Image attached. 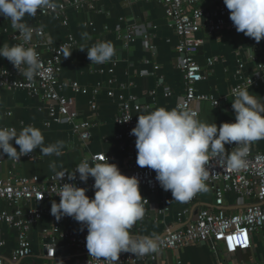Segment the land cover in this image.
Segmentation results:
<instances>
[{
  "label": "crops",
  "instance_id": "0c3cea01",
  "mask_svg": "<svg viewBox=\"0 0 264 264\" xmlns=\"http://www.w3.org/2000/svg\"><path fill=\"white\" fill-rule=\"evenodd\" d=\"M62 0H52L53 3H60ZM223 0H200L199 5L203 9H213ZM127 5V6H125ZM2 27L8 26V34L0 31V46L7 43L12 45L9 37L12 29L9 27V20L4 16ZM66 23L62 18L38 17L33 18L25 15L23 23L28 26H40L43 29V41L48 48H53L66 41L68 37L73 43L68 48H73L68 58L60 56V81H73L80 86H85V93H73L69 88H64L62 94L76 99V107L83 118L91 119L94 123L90 129V140L84 144L80 138L74 135L67 124L54 122L46 125L49 120L45 104L39 97H33L23 90H7L0 88V121L8 127H15L17 131L29 124L39 128L44 136V144L63 141L62 155L55 154L45 156L39 148L35 149L32 157H21L14 163L7 158L6 154L0 163V178L9 174L23 177L38 175L41 178L55 174L50 167L55 164L57 171L71 173L74 166L84 156L90 153L103 152L111 154L119 168L123 166L125 152L121 150L114 140V135L119 131L114 119L118 108V94L126 96L128 93L136 94L142 101L150 102V108L143 109L136 113V117L146 114V110L153 108L176 107L183 91V78L181 71L177 68V53L175 45L177 36L172 28L167 25L162 4L156 0H99L94 3L93 8H66ZM120 18H123L120 20ZM150 25V31L154 34L152 43L155 47L154 55H151L143 46L141 39L137 38L130 44L124 46L123 32L128 25ZM203 42L200 52L196 53V61L205 68V59L217 56V61L211 68H205V79L196 85L200 93H210L215 98H226L224 103L213 106L209 102H198L196 108L198 118L205 122H215L219 127L221 122H232L235 119L231 103L234 99L230 95L233 87L238 85L240 76L253 77L255 75L254 62H264V38L259 43L254 39L238 33L236 30L224 29L215 34L198 33ZM34 41L39 37L33 36ZM110 41L116 54L112 60L105 64H90L87 58V49L79 50L80 47H90L98 41ZM45 47V46H43ZM253 48L254 53L251 51ZM252 57V58H251ZM143 58L152 59L153 63L159 65L157 71H153L151 65L143 64ZM6 58L0 56V63ZM239 62L244 67L240 75H236ZM4 63V62H3ZM113 68L115 83V96L106 95V80L109 77L107 69ZM159 76L163 78V86L156 87ZM127 88L120 89L119 84H129ZM99 86V92L94 95L92 88ZM156 90L155 95L150 96L149 91ZM168 88L171 95L165 97L163 92ZM250 94L257 99L264 100V83L249 88ZM94 101L96 109L91 111L89 103ZM9 112V114H6ZM13 146L19 150V147ZM226 151H228L225 145ZM250 149L264 152V139L253 142ZM230 153V152H229ZM136 162V153H135ZM143 198H149L150 202L144 206L145 215L133 226L131 232L138 236L154 235L159 237L163 232V223L159 218L158 210L163 206L168 207L164 217L165 222L174 227L183 226L186 218L182 215L186 202H179L172 198L171 192L157 191L155 194L139 187ZM92 197V196H91ZM90 197V198H91ZM213 192L207 189L198 199L190 205V211L200 207H210L213 204ZM248 201H242L233 193L226 194L224 208L227 212L240 211ZM7 209L5 203L0 202V209ZM10 210V209H9ZM50 223L49 217H44L40 222L33 225L28 233L32 247L33 257L39 259L40 244L39 233L42 226ZM66 225L81 230V225L73 218H69ZM251 246L246 250L232 251L221 241L209 240L200 246H187L177 251H167L161 256L158 262L136 264H170L175 256L182 264H264V227L251 235ZM0 238L5 240V245L0 249V256L8 257L10 251L15 247V230L5 224H0Z\"/></svg>",
  "mask_w": 264,
  "mask_h": 264
},
{
  "label": "built area",
  "instance_id": "2783aa9c",
  "mask_svg": "<svg viewBox=\"0 0 264 264\" xmlns=\"http://www.w3.org/2000/svg\"><path fill=\"white\" fill-rule=\"evenodd\" d=\"M97 1L99 0L52 2L55 7L39 9L31 17L53 16L62 18L65 24L66 8L77 9L85 6L93 8L94 3ZM125 1L132 2L134 0ZM156 1L162 4L167 25L173 29L178 38L175 51L178 57L177 68L182 73L183 91L176 106L183 105L197 111L196 104L198 102H209L213 106L224 103L226 98H215L210 93H200L196 89V85L206 77L205 68H211L220 58L217 56L206 58L204 68L196 61V53L203 42L202 38L198 37L199 32L209 35L224 29L235 30L232 21L229 19L228 9L224 4H219L213 9H203L199 5L200 0ZM122 19L120 18V20ZM2 20L3 17L0 16V31L8 34V26L2 27ZM150 25L137 26L130 24L126 26L122 35L124 46L130 47V44L139 38L145 49L151 55H154L155 47L152 43L154 34L150 31ZM9 27L12 29V33L9 35L11 43H23V37L17 29L12 27L10 20ZM29 27L33 31V36L39 37V40H32L30 45H26L37 51L41 63L36 79L35 81H25V78L18 73L8 60H3L4 63H0V88L23 90L33 97L41 98L49 118L45 124L49 125L51 122L67 124L71 132L86 144L90 140V129L94 123L91 119L81 116L74 97L65 96L61 92L64 88H69L73 93H85L87 88L73 81L59 80L62 49L68 48L73 43V39L68 37L61 44L48 48L42 39L43 29L40 26ZM141 62L151 65L153 71L159 69V65L153 63L150 58H143ZM243 67V62H239L236 71L237 76L241 74ZM254 70L255 75L253 77L240 76V81L235 87L250 88L264 83V62H254ZM107 72L109 77L106 80V95L113 97L115 96L113 68L109 67ZM162 84L163 78L159 76L155 86H163ZM129 85L131 83L127 85L119 84L120 89H125ZM165 89L163 95L165 97L170 96L171 91L168 88ZM232 89L230 95H232ZM99 90V86H96L92 88L91 92L96 95ZM155 93V88L149 91L150 96L155 95ZM117 97L119 102L114 121L119 127V131L114 135V140L118 143L119 148L125 152L124 163L119 168L120 171L125 175H135L139 180V187L146 188L150 194H155L157 191L167 192L156 181L154 170L147 167L141 168L135 162V136L130 134L131 129L137 123L136 113L150 108L152 104L142 101L139 96L133 93H128L126 96L118 94ZM89 107L91 111L96 109L94 101L89 103ZM6 114H9V112H6ZM4 126L0 121V127ZM226 147L231 153L235 145L226 144ZM104 155L108 162L115 160V157L111 154L103 152L90 153L74 166L73 171L82 161L88 159L92 162V158L101 161ZM21 157L30 158L32 154ZM2 160L3 158L0 159V163ZM12 161L16 163L19 160ZM246 161V167L236 171L228 166L226 160L210 161L211 170L205 183L207 189L213 192L212 206L200 207L193 212L190 211V205L205 191L196 193L192 199L187 201L188 207L182 212L186 222L183 226L174 227L165 222L164 217L168 212V207L163 205L158 210L159 218H156V220L163 223V232L158 237V251L142 257L135 256L132 253H121L119 264L159 263L161 256L167 251H177L187 246H200L209 240L221 241L232 251L250 248L251 235L264 227V152L250 149ZM62 182H68L67 174ZM74 182L78 186L87 189L86 195L93 196V178L89 177L88 181L84 183L79 181L77 173V179ZM59 187L55 174L45 178L38 175L23 177L9 174L5 178H0V202L5 203L7 206V209H0V224L8 225L15 230V247L10 251L7 258L0 256V264H110V262L97 260L89 256L85 242L86 228L77 230L67 226L66 222L71 217L64 216L57 221L51 215L52 201L59 202V196L55 194ZM228 193H233L239 200L250 203L240 211L227 212L224 208V198ZM149 202V198H144V206ZM44 217H49L50 223L40 228L39 244L41 249L39 259H37L33 257L28 233L31 227ZM5 244V240L0 238V249ZM170 264H182V262L178 256H175Z\"/></svg>",
  "mask_w": 264,
  "mask_h": 264
},
{
  "label": "clouds",
  "instance_id": "9594fccd",
  "mask_svg": "<svg viewBox=\"0 0 264 264\" xmlns=\"http://www.w3.org/2000/svg\"><path fill=\"white\" fill-rule=\"evenodd\" d=\"M235 30L259 43L264 38V0H223ZM127 6V5H125ZM55 7L52 0H0V15L11 21L12 27L23 37V43L0 46V56L6 58L25 78L35 81L41 68L37 51L30 45L32 29L25 23V15L34 16L39 9ZM73 48L62 49L66 59ZM87 49L90 64H105L112 60L116 49L110 41H98ZM251 51L254 53L253 48ZM232 122H205L196 110L178 105L146 110L138 116L130 134L135 136L136 163L139 167L154 170L155 179L164 191H170L174 200L186 202L200 192L207 191L210 161L226 160L233 170L246 167L250 145L264 139V100L250 94L249 88L232 89ZM19 147L17 150L13 146ZM44 144L41 130L31 124L22 127H0V157L11 160L33 153L39 148L43 155H62L63 141ZM234 144L229 153L225 145ZM2 159V158H0ZM60 187L55 192L59 202L52 201L50 213L58 221L68 216L77 221L81 230L86 228V249L89 256L110 264H119L121 253L145 256L158 251L159 238L154 235L138 236L131 230L145 215L144 198L140 194L139 180L135 175L123 174L115 163L104 157L79 163L69 174L57 171L51 164ZM78 179L86 183L93 178L94 194L78 186ZM67 174V181L62 182Z\"/></svg>",
  "mask_w": 264,
  "mask_h": 264
},
{
  "label": "snow or ice",
  "instance_id": "6c2138e0",
  "mask_svg": "<svg viewBox=\"0 0 264 264\" xmlns=\"http://www.w3.org/2000/svg\"><path fill=\"white\" fill-rule=\"evenodd\" d=\"M229 239L231 240V237ZM245 242H246V237H245Z\"/></svg>",
  "mask_w": 264,
  "mask_h": 264
},
{
  "label": "water",
  "instance_id": "95a60500",
  "mask_svg": "<svg viewBox=\"0 0 264 264\" xmlns=\"http://www.w3.org/2000/svg\"><path fill=\"white\" fill-rule=\"evenodd\" d=\"M201 48L198 49V52H200Z\"/></svg>",
  "mask_w": 264,
  "mask_h": 264
}]
</instances>
